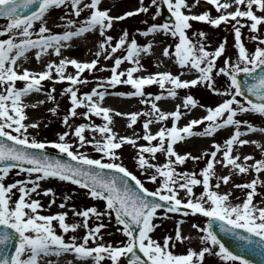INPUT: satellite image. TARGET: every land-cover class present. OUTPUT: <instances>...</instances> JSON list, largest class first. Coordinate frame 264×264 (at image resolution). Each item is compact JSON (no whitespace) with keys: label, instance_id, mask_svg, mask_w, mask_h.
Returning <instances> with one entry per match:
<instances>
[{"label":"snow or ice","instance_id":"6c2138e0","mask_svg":"<svg viewBox=\"0 0 264 264\" xmlns=\"http://www.w3.org/2000/svg\"><path fill=\"white\" fill-rule=\"evenodd\" d=\"M198 3L199 0L191 5L187 0H150L146 5L144 0H138L139 6L113 16L110 9L101 7L102 0H0V18L6 21L0 24V264H59L60 257L65 254H72L76 260L84 262L90 260L92 264H104L105 260L110 264H125V261L126 264H203L206 254L218 257L220 264H254L248 258L249 253L259 255L264 264V201L254 202L258 184L264 187V180L260 178L264 173V144L242 138L250 133H264V127L239 118L242 114L264 117V34L260 31L264 27V0H207L219 13L215 17L209 10L190 14L191 8ZM162 6L171 13L170 22L149 24L145 20L146 27L136 31L144 38L156 34L175 38L174 46L165 45L163 56L174 61L182 71L134 75L144 70L142 54L152 53L154 39H147L141 45L135 37L129 39L127 29L116 39L108 33L114 21L148 13L150 7H155L152 15L155 21ZM59 9L64 10L58 18L64 30L55 32L48 26L49 17ZM85 12L87 14L82 16ZM192 20L213 27L231 24L235 58L225 57L218 66V58L225 53L226 38L214 50H209L205 43L207 33L203 30L192 32L195 39L188 36ZM245 27L254 42L252 49L242 40ZM97 32L101 39L95 51L96 58L80 61L63 56L64 50L73 47L74 40ZM32 50L38 62L51 55L59 60H47L42 70H31L23 66V61L29 59L26 54ZM101 56L105 61L112 59V65H99ZM125 62L131 66L121 70ZM69 66L75 69L74 74L67 71ZM86 70L89 73L109 71L110 75L94 76V86L80 92V86L90 83L82 76ZM186 73L193 74V78L182 79ZM220 76L225 77L223 87L215 83V78ZM45 81L67 82L60 93L70 101L62 117L66 130L58 133L56 140L38 139L29 132V129H38L39 122H28L26 109L36 107V103H27V97L44 92L48 101L56 99L54 88L44 90L42 82ZM118 85L131 86L132 90L109 93L108 89ZM151 85H158L161 91L146 93L145 86ZM199 85L220 96L221 100L214 106L205 105L187 94L174 110L160 108L158 101L161 99L177 98L179 89ZM110 94L139 97L140 103L146 106L139 111L116 112V115L128 117L129 127L143 117L142 137L118 135L113 130V116L110 115L113 110L102 104ZM197 107L204 114L178 126L185 116L181 109L191 113ZM81 108L85 111L80 112ZM57 110L58 105L48 111L56 114ZM93 116L101 118L103 123L96 124ZM78 117L86 122L74 124ZM169 120L171 126H166ZM154 122L160 124L155 132L150 128ZM196 126L202 129L195 131ZM229 129L230 133L222 142L212 139L211 150L204 149L200 156L180 154L174 148L186 138H212L218 130ZM141 138L146 143H138ZM125 143L136 149L135 165L146 180L156 185L154 190L146 187L122 162L117 150ZM248 144L255 145L260 158L251 154L241 158L239 148ZM88 145L98 154L95 158L85 150ZM49 147L57 150V154H49ZM157 153L164 155L163 162L157 161ZM59 154H66L69 159H62ZM189 158L193 161L206 158L198 174L178 171ZM217 165L229 169L227 174H218ZM252 173L256 176L249 182H232L234 189L245 192L238 198L239 202H233L237 198H233L231 189L219 191L221 183L228 185L233 176ZM21 175L23 179L7 182L9 176ZM51 180L69 182L86 190L89 198L103 202V210L95 205L80 209L67 205L71 197L66 194L59 208L67 205L72 216L82 218V223L80 220L67 222V211L42 214L46 206L33 196L41 192L51 196L47 204L51 208L56 203L55 190L42 188L43 182ZM197 185H202L198 195L193 191ZM181 191L183 196H180ZM170 213L206 218L203 227L191 224L199 234L202 245L199 250L192 247L184 253L174 250L177 241L191 239L181 235L182 219L176 221L174 235L165 234L162 242L154 238L160 226L156 221L168 219ZM105 218L115 221L116 231L123 239L104 240ZM214 225H218L219 232L236 240L239 251L226 246ZM80 227L85 229L81 238L72 234L66 239V234L75 233ZM66 264L72 261L67 260Z\"/></svg>","mask_w":264,"mask_h":264},{"label":"rangeland","instance_id":"374dc122","mask_svg":"<svg viewBox=\"0 0 264 264\" xmlns=\"http://www.w3.org/2000/svg\"><path fill=\"white\" fill-rule=\"evenodd\" d=\"M150 0H144V3L147 5L149 4ZM188 4H193L194 0H187ZM139 6L138 0H102L101 7L102 8H108L110 9V14L113 16L120 15L124 11L132 10L135 7ZM167 10L166 6L161 7V11ZM204 10H209L210 14L215 17L219 13L214 9L213 6L207 3V0H199V3L197 6L191 8V13L190 14H200ZM186 14L189 13L188 9H184ZM155 13V7H150V10L148 13H140L136 14L132 17L125 18L121 21H114V27L109 31L108 34L113 35L114 39L118 38V36L121 34L123 29H127L129 32V39L132 37H135V39L138 41L139 44H141L142 41H147V39H154V47H156V55L157 58L166 60V68L167 70H171L174 74L179 73L182 71L180 68H178L174 61L169 60L167 57L163 56V48L167 44H171L174 46L175 43V38H172L171 36H164L162 34H156L155 37H149V38H144L140 36L137 33V29H144L146 25L143 23V21L147 20L149 24L155 22V23H163V20L161 18V13L160 15L156 18L155 21L152 20V15ZM64 14L63 9L55 10L51 13L49 17V24L48 26L55 32L63 31V22L59 21V16ZM87 12L83 13V15H86ZM171 15V13L169 12ZM257 14H261L260 12H257ZM82 18V17H81ZM173 19V17H172ZM55 22V23H54ZM6 21L4 19L0 20V24H4ZM192 24V28L188 30V36L190 38L195 39L192 37V32L194 31H200L203 30L205 33H207L205 43L208 44L209 50H214L215 47L218 46V44L226 38V49L225 53L222 55L221 58H218V66L222 65L223 59L225 57H232L233 59L235 58L236 55V49L234 47V34L231 28V24H226L222 23L218 27H213L211 25H208L206 22H197V21H190ZM38 27V26H37ZM261 33L264 34V27H261L260 29ZM251 33L249 32L248 28L245 27L242 29V40L245 43L246 47L249 49H252L254 47V42L249 38ZM101 39L99 36L98 32L95 34H87V36L82 37L78 40H74L73 47L76 48L78 46H84L86 43H91L92 46V52L91 55L88 57H83L82 56V50L83 48H80L79 50L74 49L71 52H63V56H67L69 58H76L80 61H90L95 57V51L97 50V44L98 41ZM34 55V50L30 51L27 53V55L32 54ZM122 54V53H118ZM29 57V56H28ZM55 60L58 62L59 58L51 55L45 57L41 62H38L34 57H29L28 61H23V66L27 67L31 70L34 71H39L42 70L43 63L47 62V60ZM154 62V61H152ZM113 63L112 59H109L105 61L103 57L101 56L99 58V65H107L111 66ZM98 65V66H99ZM144 65V64H143ZM124 66H131L129 63L125 62L124 64L121 65V70L124 69ZM68 72L73 73L75 69L72 66H69L67 69ZM153 68L151 65H144V70L134 74V75H146V74H151L153 73ZM188 74V73H186ZM185 74V75H186ZM55 75V73L53 74ZM110 75L109 71H97L95 73H89L87 70L82 74L83 77H87L90 83L80 86V92L84 91H89L93 86L95 81L93 80V77H107ZM185 75H183L181 78L185 79ZM193 78V74L191 77H187L186 79H191ZM215 83L216 86L218 87H223L225 86V77L220 76L215 78ZM43 88L45 91H47L49 88H54V96L56 97L55 101H48L46 98V95L44 92L41 93H33L29 97H27L26 102L27 103H36V107H28L26 109L29 121H38L39 122V127L38 129H29V132L37 135L38 139H47V140H56L58 139L57 134L65 131V127L62 124V117L67 113L68 108L70 107V101L68 100L67 96H61L60 93L64 87L67 86V82H56L53 83L51 81H45L42 82ZM19 85V82H18ZM111 92L109 93H118V92H127L131 91V86L127 85H118L116 86L115 89H110ZM161 90L159 89L158 85H151V86H145V92L146 93H153L157 94ZM191 94L196 98L199 103L205 104V105H212L214 106L215 103L221 100V97L218 95L213 94L209 89H207L203 85H199L196 87H191L190 89H179L178 90V96L177 98H163L161 100H164V103H161V100L158 101V104L162 110H167L171 111L174 110L176 104H182V99L185 95ZM43 100L44 103L40 104L39 101ZM103 106L109 107L113 111L110 113V115L113 116V130L118 134V135H127V136H143V129H142V123H143V117L138 119V122L129 127L128 126V117L123 116V115H116V112L120 113H127V112H132V111H139L142 108H145L146 106L140 103V98L139 97H126V96H119V95H108L105 97L104 101L102 102ZM58 105V110L56 114H52L49 109L53 108L54 106ZM182 111L185 112L184 118L186 119V122L191 119V118H198L200 115L204 114L203 111L197 107L192 110L191 113H188L187 110L181 109ZM80 112L85 111V109L81 108L79 109ZM239 118L242 119H248L250 122H252L254 125L258 127H264V117L258 115V114H242ZM92 120L96 124H101L103 123L102 119L99 117H92ZM81 122H86L82 120V118H76L74 120V124H79ZM160 124L159 122H154L150 128L153 132L157 131L159 128ZM166 126H171V121L166 122ZM178 126H183L178 122ZM202 129V126H196L195 131H200ZM231 129L225 131V130H218L216 134H214V137L212 138H206V137H191V138H186L185 141L182 142H177L174 145V148L176 151L180 154L184 153H191L193 156H200L201 153L203 152L204 149H209L211 150V140L215 139L217 142H222L223 139L227 137V135L230 133ZM87 134V132H86ZM252 134H257L259 137H261V140L263 138V141L257 139V141H261L260 143L264 144V133L260 132H255V133H250ZM98 135V134H97ZM244 139L249 138V136L242 137ZM250 139V138H249ZM256 140V139H255ZM138 143H146L142 138L138 141ZM155 143V142H154ZM48 150L51 151H56L55 149L49 147ZM88 154L92 155L94 158L98 155L97 153L92 151V146L88 145L86 146L85 149ZM122 158V162L126 167L129 168L130 171H132L139 179H141L144 183L145 186L148 187L150 190H154L156 187L155 184L152 182L148 181L145 179L144 174L141 172L140 169H138L135 165L134 157L136 155V149L128 144L125 143L121 149L117 150ZM241 158L243 155L251 154L255 158H260V151L256 149L255 145L253 144H248L245 146H241L239 148ZM66 155V154H64ZM165 159L164 155L161 153H157V161L163 162ZM206 163V158L198 161H193L192 159H186V162L184 165H181L178 167V171H193L196 172L197 174L199 173V169L204 167ZM217 173L218 174H227L229 169L227 168H221V166L217 165ZM256 174L252 173L250 175H245V174H240L233 176L231 178V181L228 185H224L221 183V186L219 188L220 192H226L229 191L230 189L232 190V196L234 199L233 202H239L238 198H241L245 195L244 191L234 189L232 187V182L235 183H244V182H249L253 178H255ZM198 178L199 175H198ZM260 178L264 180V173L260 174ZM12 179H23V176H9L7 178V182H11ZM212 183H215V179L213 178ZM51 187L55 190L56 193V203L52 205L51 208L47 207L48 201L51 198V196H45L41 192L39 196H33V198H37L43 203L46 207L43 209L42 214H54L58 211H67L68 216L66 218L67 222L71 223L74 222V220H80L82 223V218L76 217L74 218L71 213L70 207L67 205H75L78 209L86 207V206H91L95 205L98 210H103V202L102 201H94L91 198H89L86 195V190L79 188L78 186L72 185L69 182H61L58 180H51V181H46L42 183V188H47ZM258 189V194L254 196V202H261L264 201V187L260 186L258 184L257 186ZM73 190H75L73 192ZM195 194H199L202 191V185H197L194 186L193 189ZM69 195L71 199L67 202V205L64 209L59 208V204L62 201L64 195ZM180 196H183V192L181 191ZM158 211H163V210H158ZM184 220V223L181 225V231L187 230L190 232L192 235V241L187 242L186 240L184 242L177 241L176 242V247L175 251L177 253H184L188 247H192L195 250H199V248L202 246L199 239H198V233L195 229L191 228L192 223H198L200 224L201 227L204 226L206 218L202 216H183L182 213H175L169 214V218L166 220L160 219L157 220L156 222L160 225L154 232V238L160 240L162 242V237L167 234V235H174L175 228H176V221L177 220ZM107 227L106 229H103L102 231L105 232L104 240L105 241H113L115 242L118 239H123L120 233L116 231V225L115 221L113 220L112 222H109L106 218L103 221ZM56 222H54L55 224ZM93 222L90 220L89 224L91 226ZM59 231V229H58ZM85 229L83 227H80L76 230L75 233H69L66 234V239L68 235H76L78 238H81L84 235ZM202 234V233H200ZM182 235V234H181ZM71 256V260L73 264L76 263H82L83 261L76 260L72 254H68ZM123 259V258H122ZM89 262L92 264V262L89 260ZM104 264H110V261L105 260ZM126 264V261H125ZM203 264H220L219 258L215 256H209L206 254L205 260L203 261Z\"/></svg>","mask_w":264,"mask_h":264},{"label":"bare ground","instance_id":"6f19581e","mask_svg":"<svg viewBox=\"0 0 264 264\" xmlns=\"http://www.w3.org/2000/svg\"><path fill=\"white\" fill-rule=\"evenodd\" d=\"M145 42H147V41H142L141 42V45L144 44ZM90 46H92V44L88 42L84 46H78L77 49L76 48L67 49V50H64L63 52H71L74 49H76V52H77V50H79L80 48H83V50L81 51L82 52V56L83 57H88V56L91 55V52H92V47H90ZM27 56L34 57L33 53L32 54H29ZM26 61H28V60H26ZM152 61H154V62H152ZM141 62L144 65H149L150 64L151 67L153 68V71L154 72L167 70V68H166V60H162V59L157 58V55H156V47H154V45L152 47V53L150 55H143L142 54ZM127 67H130V66H124V68H127ZM191 76H192V74L191 73H188L184 77L186 79L187 77H191ZM108 91L111 92L110 89H108ZM161 103H164V100H161ZM185 122H186V119L184 117H182V119L179 121V123L181 125H184ZM247 136H249V138H250V139L248 138L249 141L255 140V139L257 140L258 138H259V140H261V137H259V135H257V134H252V135L251 134H248ZM261 141H263V138H262ZM181 234H182V236H188V237L191 238L190 240H186L187 242H191L192 241V235L187 230H183L182 229ZM50 259L55 260L56 258L55 257H51ZM71 259L72 258H71L70 255L65 254V255H63V256L60 257L59 264H66V261L67 260H71ZM76 264H91V263L89 261H87V262H84L83 261L82 263L80 262V263H76Z\"/></svg>","mask_w":264,"mask_h":264},{"label":"water","instance_id":"95a60500","mask_svg":"<svg viewBox=\"0 0 264 264\" xmlns=\"http://www.w3.org/2000/svg\"><path fill=\"white\" fill-rule=\"evenodd\" d=\"M163 19L168 22L171 17L169 16V14H167L166 12L163 13ZM241 79H243V74H241ZM49 154L52 155H56L57 153L54 152H50L48 151ZM60 157L62 159H69L67 156L59 154ZM130 183H132L133 185L135 184L133 181L130 180ZM214 229L217 231L218 235L221 237V239L226 242V246L230 247V249L234 250V251H239V249H237L236 247V240L230 236V235H226L225 233L219 232V228L218 225H214ZM139 254V253H138ZM142 255V254H140ZM248 258L252 259L254 261V264H261L262 258L259 255L253 254V253H249L248 254Z\"/></svg>","mask_w":264,"mask_h":264}]
</instances>
